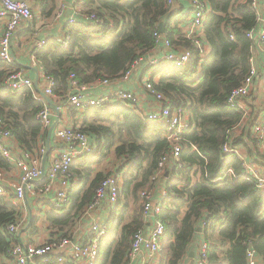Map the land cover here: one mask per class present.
Wrapping results in <instances>:
<instances>
[{
	"label": "trees",
	"instance_id": "16d2710c",
	"mask_svg": "<svg viewBox=\"0 0 264 264\" xmlns=\"http://www.w3.org/2000/svg\"><path fill=\"white\" fill-rule=\"evenodd\" d=\"M202 1L210 9L201 38L211 48L207 57L180 27L189 15L171 9L167 0H78L81 16L66 25L68 45L63 47L52 38L35 56L44 74L54 79L55 96L62 98L72 90V76L80 86L124 77L157 47L156 35L161 34L159 26L164 23L171 46L190 52L191 59L184 67L160 63L149 83L170 106L189 112L192 129L182 137L180 167L167 169L168 195L160 214L167 229L160 264H180L203 222L207 224L204 234L210 235L209 264H248L250 245L264 263V192L248 175L239 156L224 153L226 145L232 149L247 146L234 137L244 113L229 108L227 100L251 72L256 44L248 34L259 28V16L251 0ZM41 4L46 18L57 9V0H41ZM92 15L94 22L86 19ZM232 34L235 41L230 39ZM7 72L0 68V118L20 148L35 153L48 136L37 120L43 102L28 89L3 90ZM82 115L80 130L90 135L96 148L71 167L73 205L69 210L49 212L48 222L58 231L51 236L70 235L107 177L104 172L93 177L95 167L114 151L127 172L119 175L122 191L98 264H125L132 238L145 222L140 209L124 224V209L131 198L138 199L141 189L152 184L151 178L171 145L164 126L145 121L137 110L124 105L87 109ZM9 165L0 154V168L5 171ZM199 168L206 175L205 183L193 182ZM229 170L233 173L225 178ZM20 213L18 206L0 196V255L8 258L12 246L20 242L8 227L16 224Z\"/></svg>",
	"mask_w": 264,
	"mask_h": 264
},
{
	"label": "built area",
	"instance_id": "2783aa9c",
	"mask_svg": "<svg viewBox=\"0 0 264 264\" xmlns=\"http://www.w3.org/2000/svg\"><path fill=\"white\" fill-rule=\"evenodd\" d=\"M252 8L255 9L258 15L257 7L259 0H251ZM176 0H167V6L171 9L175 7ZM193 16L188 22L187 37L191 39L196 46L204 52L205 44L201 40L200 32L203 34L204 25L210 13L209 5L206 1H193ZM62 9V14H63ZM81 11V9H80ZM81 13L68 20L67 24H74ZM259 16V15H258ZM89 17V16H87ZM88 21H96V17L92 15L86 18ZM36 20L33 7L28 0H0V21H5L4 31L0 38V68L7 70V76L4 78L1 87L3 90L21 91L23 89L31 90L35 99L43 102V109L37 115V120L43 127L44 131L50 134V130L54 126L52 110L47 99L52 101L56 98L53 87L55 81L53 78H47L48 84L43 90L35 84L32 78L27 77L21 70H17L16 62L13 56V40L17 33L24 28L32 30L34 36H37L34 31V22ZM158 42L162 39L163 34H157ZM248 37L255 42V50H262L264 56V21L258 32L252 31ZM69 34H66L55 39L57 44L66 47L69 41ZM230 39L235 41V35L232 34ZM166 46L171 50L162 59L156 60L151 65L159 63L172 64L175 67L186 66L191 54L188 51H175L171 46L170 41L166 38ZM46 41L40 40L36 42V52L44 48ZM253 52V53H254ZM254 58V54H253ZM244 84L234 90L227 100L229 108L238 112L244 113V117L248 111L247 99L251 95L255 79L258 76L257 69L253 66ZM139 61H137L130 71L124 76L128 78L131 72L134 71ZM39 64H41L39 62ZM42 68V66H41ZM43 71V69H42ZM123 77V78H124ZM104 85H110L109 80L101 81ZM72 90L65 97V107L70 110L86 111L92 108H101L113 105L114 102L124 105L133 110H137L139 115L145 121L162 125L166 128L165 135L171 145L170 151L165 154L158 167L157 173L151 178L152 184L149 187L141 189L138 192V199L141 202L143 219L145 226L139 230L132 238L131 249L127 255L125 264H160L163 243L166 235V224L161 220V204L167 197L166 189L161 191V199L158 203L155 202L152 185L156 186L160 178L165 175L170 167H180L182 147V137L186 130L192 129L188 117V122L185 121L186 111L184 108H173L169 104V100L162 94L157 93L154 85L147 82L145 85L148 93L153 96L159 103L156 109L149 113L141 110L140 101L132 92L120 90L111 96L92 97L85 87L80 86L72 76ZM243 123V121H242ZM236 127V130L242 125ZM253 132L256 135L254 139L259 142L264 141V116L256 121L253 125ZM56 144L59 146L56 153L50 158L49 167L45 169L43 161L49 157V144L46 139L39 145L38 151L29 153L22 149L20 155L15 156L16 147L13 143H17L8 125L0 118V154L8 163L14 165L21 173L20 181L6 185V177L3 169L0 168V196L10 200L14 198L17 206L24 203L29 197L37 196L35 199L47 201L49 210L59 211L60 209H70L73 205L72 194L73 186L70 179L71 167L82 160L88 154L95 151V144L87 133L78 128L57 127L53 130L52 136ZM225 154H236L243 161L244 167L248 175L257 183L258 189L264 192V174L250 168L242 158L238 148L232 149L231 146L224 147ZM198 173L193 175V182L205 183L206 175L202 174L199 168ZM232 170H229L225 175H232ZM56 182L62 185L56 194L49 198V194L53 191V186ZM121 179L120 176L108 175L102 181L96 190L92 204L86 209V215L97 211L99 208L106 206L108 218L104 221H94L88 231L86 239H76L73 235L62 236L55 234L44 244L31 242H20L14 244L10 251V259L12 264H98L100 254L103 249L105 238L109 234L111 218L110 213L115 209L121 195ZM43 185V186H42ZM26 222L19 217L16 224L10 225L8 230L20 236L25 229ZM207 226L206 222L202 224V230ZM20 238V237H19ZM211 246L210 235L204 234V239L201 241L197 251V259L195 264H209V249ZM248 264H264L259 254L250 245L247 250Z\"/></svg>",
	"mask_w": 264,
	"mask_h": 264
},
{
	"label": "crops",
	"instance_id": "0c3cea01",
	"mask_svg": "<svg viewBox=\"0 0 264 264\" xmlns=\"http://www.w3.org/2000/svg\"><path fill=\"white\" fill-rule=\"evenodd\" d=\"M28 1L33 7V11L36 16V20L34 22V31L36 32L37 36L33 35L31 29H21L13 40L12 51L17 69L21 70L27 77L32 78L41 91L47 86L48 81L44 76L41 64H39V61L35 56L36 42L43 39L47 42L52 38L57 39L63 37L66 34V25L68 20L78 16L81 11L78 6V0H60L59 2L61 3V7L65 10L64 15L62 18H58L56 21H52L51 17L46 18L43 16L41 11V0ZM193 1L194 0H176L177 5L175 6L176 8H174L175 10L183 11V15H189V18L186 21L187 23L180 24V27L185 34H187L186 32L188 30V21H190L193 16ZM257 11L259 15V28L256 30V32L260 30V27L264 21V0H259ZM4 26L5 21H0V38L3 34ZM199 35L201 36V38H203V34L201 32ZM166 38L167 37L165 36V34H163V37L158 42L157 47L139 60V63L137 64L135 70L133 71V74L129 79L120 78L111 81L110 85L108 86L104 85L101 81H98L92 85H87V87H85L87 89V92L92 97L97 98L103 96H111L120 90H125L138 95L141 110L149 113L153 109H156L159 106V103L153 96L148 93L145 85L147 82H149V79L155 72V70H157L156 67L160 64L159 63L156 65H151V63L156 60L162 59L167 53L171 52V50L165 44ZM175 51H183V49L178 48ZM210 53L211 48L209 47V45L205 44V53L203 56L207 57ZM253 66L257 69L258 72V76L255 79V83L253 85V88H255L253 97L254 103H251V101L250 103H248V111L243 119L242 125L240 126L242 127V130L241 132H235L234 134V137H239L243 141L250 138L252 126L258 119L264 116V56L262 50L259 48L254 52ZM51 100L52 101L50 106L55 114L53 117L54 125L56 124L57 127L65 128L76 127V125L78 124L80 126H83L84 118L82 114L85 111L68 110L65 107V101L61 97L52 98ZM113 105L121 104L114 102ZM252 111H254V115H251ZM257 111L261 112L258 113ZM188 117L190 121L189 112H186L185 121L187 122ZM46 142L49 144V157L46 161H43V166H45V169L49 167L50 158L56 153L59 148V146L56 144L55 139L53 137L50 138V134H48ZM246 142V147H238L242 158L250 168L264 174V143H261L259 141H254L256 144L249 143V141ZM13 144L16 147L15 156L20 155L22 149L20 148L19 143L17 142ZM257 149L260 152H256L255 150ZM111 155H114V157L118 159L114 151H112ZM118 161L122 163L123 160L118 159ZM96 168L97 166L93 171V177H95L94 172L97 170ZM126 168L127 167L123 168V172L125 173L127 172ZM5 172L6 185L14 184L20 181L21 173L14 165L10 164L9 168L5 170ZM98 172L103 171L99 170ZM168 173L169 172L167 171L165 175L160 178L156 186L152 187L156 203H158L161 199V191L165 189ZM61 186L62 185L60 184V182H56L53 186V191L49 194V198H52L56 194V191L61 188ZM36 197L37 196L29 197L24 201V203L18 206L21 211L20 217L26 222L25 229L19 237L24 242L44 244L50 239L52 234L58 233V231L56 228L51 227L50 223L48 222V215L45 217V215L43 214L44 211L50 212L49 204H47V201H40L39 199H35ZM6 201L11 202L17 206V202L14 200V198H11L10 200L7 199ZM109 214H111L110 211ZM107 218L108 211L106 206L99 208L97 211L92 212L89 215L83 214L77 222L76 226L71 229L70 234L75 236L76 239L84 240L87 238L90 226L94 221H104ZM34 221H36L34 227L35 231L32 228V224ZM200 229L202 228L199 227L195 238L189 246V254L182 260L180 264H195L199 244L204 239V232L203 230L200 231ZM0 264H12L11 259L6 257L5 255H0ZM137 264H139V262Z\"/></svg>",
	"mask_w": 264,
	"mask_h": 264
},
{
	"label": "rangeland",
	"instance_id": "374dc122",
	"mask_svg": "<svg viewBox=\"0 0 264 264\" xmlns=\"http://www.w3.org/2000/svg\"><path fill=\"white\" fill-rule=\"evenodd\" d=\"M60 0H58V2H57V4H58V7H57V9L55 10V12H53V15L51 16V18H52V21H56L58 18H62L63 17V15H64V12H65V10L63 11V14H62V7H61V3L59 2ZM60 3V4H59ZM177 4H175V6H176ZM50 18V17H49ZM48 25H49V23H48ZM154 67V66H153ZM135 70V69H134ZM133 74V72H131V74H130V76L128 77V78H123V79H129L130 77H131V75ZM254 91H255V88H253L252 89V92H251V95L249 96V98L247 99V103H250V101H251V103H254L253 102V97H254ZM134 94V93H133ZM135 96L138 98V95H136L135 94ZM138 100H139V98H138ZM258 113L259 112H261V111H257ZM256 112V113H257ZM251 115H254V111H252L251 112ZM80 125L78 124V125H76V127H72V128H78V129H80ZM241 130H242V127H239L237 130H236V133H239V132H241ZM252 135V136H251ZM256 137V135L254 134V132H253V126H252V128H251V134H250V138H248L247 140L245 139L244 141L246 142V141H249V143H255L254 141H257L256 139L254 140L253 138H255ZM247 143V142H246ZM261 143H264V141L263 142H261ZM256 144V143H255ZM256 152H260V151H258V149L257 150H255ZM249 166V165H248ZM123 168H124V166L122 165V163H120L119 161H118V159H116L115 157H114V155H111L108 159H106L103 163H102V165H100V166H97V170L94 172V175H97L98 173H100V172H98L99 170H102L104 173H105V175L106 176H108V175H114V176H118L119 177V175L120 176H123L124 175V173L125 172H121L120 173V170L122 169L123 170ZM5 172V171H4ZM6 173V172H5ZM120 179H121V181H122V178L120 177ZM152 187H154V185H152L151 186V188ZM121 202H122V206H124L125 205V199H124V197H122L121 198ZM140 209H142V207H141V202H140V200H138L137 198H135V197H133V198H131L130 199V204H129V206H128V208H127V206L125 207V211H124V224H127V223H130L132 220H133V218H135L138 214H139V210ZM112 212L113 213H111L110 214V218L112 219V216H113V214H114V212H115V209H113L112 210ZM48 211H44L43 212V214L45 215V217L48 215ZM37 219V218H36Z\"/></svg>",
	"mask_w": 264,
	"mask_h": 264
},
{
	"label": "water",
	"instance_id": "95a60500",
	"mask_svg": "<svg viewBox=\"0 0 264 264\" xmlns=\"http://www.w3.org/2000/svg\"><path fill=\"white\" fill-rule=\"evenodd\" d=\"M159 30L161 32V34H165V24L162 23L160 26H159ZM47 101L49 102V104H51V101L49 99H47ZM56 127V124L52 127V129L50 130V138L52 136V133H53V130L55 129ZM49 154V152H48ZM200 231H202V229H200Z\"/></svg>",
	"mask_w": 264,
	"mask_h": 264
}]
</instances>
